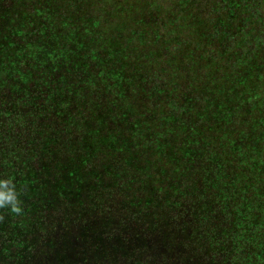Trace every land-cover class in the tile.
<instances>
[{"label":"trees","instance_id":"1","mask_svg":"<svg viewBox=\"0 0 264 264\" xmlns=\"http://www.w3.org/2000/svg\"><path fill=\"white\" fill-rule=\"evenodd\" d=\"M0 264H264V0H0Z\"/></svg>","mask_w":264,"mask_h":264},{"label":"clouds","instance_id":"2","mask_svg":"<svg viewBox=\"0 0 264 264\" xmlns=\"http://www.w3.org/2000/svg\"><path fill=\"white\" fill-rule=\"evenodd\" d=\"M0 209L17 214L21 212L19 196L10 179L0 180Z\"/></svg>","mask_w":264,"mask_h":264},{"label":"flooded vegetation","instance_id":"3","mask_svg":"<svg viewBox=\"0 0 264 264\" xmlns=\"http://www.w3.org/2000/svg\"><path fill=\"white\" fill-rule=\"evenodd\" d=\"M257 1L261 2V0H257Z\"/></svg>","mask_w":264,"mask_h":264}]
</instances>
